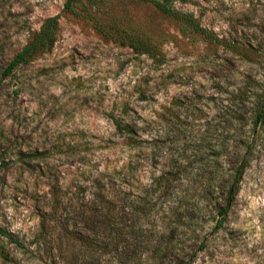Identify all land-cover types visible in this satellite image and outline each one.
I'll use <instances>...</instances> for the list:
<instances>
[{"label": "rangeland", "instance_id": "obj_1", "mask_svg": "<svg viewBox=\"0 0 264 264\" xmlns=\"http://www.w3.org/2000/svg\"><path fill=\"white\" fill-rule=\"evenodd\" d=\"M65 3L0 0V264H264V118L253 124L246 110V123L231 126L250 134L254 146L220 229L212 204L166 213L151 186L173 160L208 153L204 134L219 142L229 127L220 84L231 91L250 78L264 88V0H174L222 42L151 3H112L114 15L152 34L162 62L103 36ZM54 15L60 33L53 48L4 78ZM112 114L138 122L145 138L159 134V147L131 148ZM99 184L117 194L120 210L101 241L86 245L55 219L64 205L54 203L53 192L72 197L75 209L90 208L102 195ZM127 222L132 247L144 246L138 259L127 246Z\"/></svg>", "mask_w": 264, "mask_h": 264}, {"label": "trees", "instance_id": "obj_2", "mask_svg": "<svg viewBox=\"0 0 264 264\" xmlns=\"http://www.w3.org/2000/svg\"><path fill=\"white\" fill-rule=\"evenodd\" d=\"M118 0H66L65 10H69L85 19L93 22L97 32L111 39L121 40L124 45L133 49L139 55H147L154 61L165 60L164 52L159 49L151 33L143 26L127 25L124 17H117L113 13L112 3ZM153 4L162 14L173 21L184 24L190 31L201 34L212 41L222 42L223 40L213 32L202 26L199 20L191 12H185L175 7L174 0H141ZM77 7V9H76ZM60 33L59 16L54 15L46 18L39 31L35 32L32 38L20 49L13 60L4 71L6 78L16 68L22 65H29L40 56L49 52L58 40ZM261 82L248 78L235 90L219 85V91L225 94L223 122L229 125L222 132L219 142L216 138L203 136L205 148L210 151L201 156L197 152L193 160L176 159L168 168L162 170L152 179L153 190L159 193L163 199L164 211L184 213V211H197L201 207L212 204L220 216L216 229L224 225V220L234 203L239 191L242 177L248 167L250 156L253 151V139L250 134L240 136L237 129L231 128L234 123L245 122L248 119L243 111H248L253 124H259L264 118V88ZM212 101L216 98L213 96ZM111 119L117 130L127 137V145L131 148L145 149L159 147L160 135L154 134L151 138H145L139 132L138 122L127 120V124L118 116L112 114ZM256 130H253L255 133ZM252 131H249L251 133ZM236 157L232 160L233 157ZM197 165V166H196ZM132 161L127 162V176L132 171ZM196 172V173H194ZM103 186V188L101 187ZM98 187V186H96ZM102 195L96 197L94 206L90 208L72 207V197L63 196L53 192L55 204H63L64 209L53 211L55 219L61 224V228L67 235L73 236L86 245L95 244L101 241L103 234L113 223V219L120 209L117 210L118 196L116 193H105L104 185L99 184ZM208 204V205H206ZM126 208V207H125ZM126 210V209H124ZM60 212V213H59ZM130 206L127 198V217ZM59 216V217H58ZM81 226V229H71V225ZM73 224V226H74ZM134 229L127 222V246L131 250L133 259H138L144 247L134 246L130 242V231ZM4 235L10 236L7 232ZM120 234V233H118ZM146 245V244H145ZM172 246L167 242L165 249ZM159 249L158 248V252ZM128 252V250H127Z\"/></svg>", "mask_w": 264, "mask_h": 264}]
</instances>
